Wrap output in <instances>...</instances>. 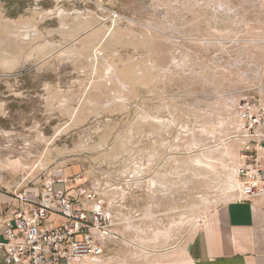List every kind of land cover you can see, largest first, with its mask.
<instances>
[{
    "label": "rangeland",
    "instance_id": "rangeland-1",
    "mask_svg": "<svg viewBox=\"0 0 264 264\" xmlns=\"http://www.w3.org/2000/svg\"><path fill=\"white\" fill-rule=\"evenodd\" d=\"M244 94L264 0H0V195L82 174L119 223L97 264H159L235 196Z\"/></svg>",
    "mask_w": 264,
    "mask_h": 264
},
{
    "label": "built area",
    "instance_id": "built-area-1",
    "mask_svg": "<svg viewBox=\"0 0 264 264\" xmlns=\"http://www.w3.org/2000/svg\"><path fill=\"white\" fill-rule=\"evenodd\" d=\"M236 194L231 201L264 198V94H244L235 109ZM64 185V190L55 186ZM81 185V186H78ZM0 209V264L99 262L120 239L111 208L85 187L84 177H51L17 191Z\"/></svg>",
    "mask_w": 264,
    "mask_h": 264
},
{
    "label": "crops",
    "instance_id": "crops-1",
    "mask_svg": "<svg viewBox=\"0 0 264 264\" xmlns=\"http://www.w3.org/2000/svg\"><path fill=\"white\" fill-rule=\"evenodd\" d=\"M13 202L0 195V209ZM2 232L0 225V240ZM159 264H264V198L217 208L184 247Z\"/></svg>",
    "mask_w": 264,
    "mask_h": 264
},
{
    "label": "bare ground",
    "instance_id": "bare-ground-1",
    "mask_svg": "<svg viewBox=\"0 0 264 264\" xmlns=\"http://www.w3.org/2000/svg\"><path fill=\"white\" fill-rule=\"evenodd\" d=\"M234 182H235V187H236V179H235V173H234Z\"/></svg>",
    "mask_w": 264,
    "mask_h": 264
}]
</instances>
